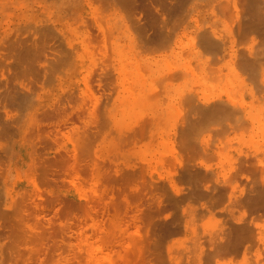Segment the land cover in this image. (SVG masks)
<instances>
[{
    "label": "rangeland",
    "instance_id": "obj_1",
    "mask_svg": "<svg viewBox=\"0 0 264 264\" xmlns=\"http://www.w3.org/2000/svg\"><path fill=\"white\" fill-rule=\"evenodd\" d=\"M107 1L0 0V264H264V0Z\"/></svg>",
    "mask_w": 264,
    "mask_h": 264
},
{
    "label": "bare ground",
    "instance_id": "obj_2",
    "mask_svg": "<svg viewBox=\"0 0 264 264\" xmlns=\"http://www.w3.org/2000/svg\"><path fill=\"white\" fill-rule=\"evenodd\" d=\"M108 1H109V0H108ZM108 1H107V2H108ZM113 1H114V3H115V2H118L119 5H120V2H119V1H117V0H116V1L113 0ZM121 1H123V0H121ZM232 1H233V0H232ZM240 1H241V0H240ZM244 1H245V0H244ZM247 1H248V0H247ZM256 1H257V0H256ZM107 2H106V3H107ZM110 2H111V0H110ZM123 2H124V1H123ZM125 2H126V0H125ZM249 2H250V1H249ZM7 3H8V2H7ZM108 3H109V2H108ZM108 3H107V4H108ZM111 3H112V2H111ZM114 3H112V4H114ZM118 3H116V4H118ZM225 3H226V2H225ZM225 3H224L223 5H225ZM229 3H233V2L230 1ZM254 3H255V2H254ZM121 4H122V3H121ZM250 4H251V3H250ZM250 4H249V5H250ZM257 4H258V1H257ZM257 4H255V5L258 6ZM260 4H261V3H260ZM260 4H259V5H260ZM123 5H124V4H123ZM226 5H228V4H226ZM226 5H225V6H226ZM230 5H231V4H230ZM232 5H233V4H232ZM234 5H235V4H234ZM242 5H243V4H242ZM247 5H248V4H247ZM225 6H224V7L222 6V7L225 8ZM147 7H148V6H147ZM222 7H221V8H222ZM234 7H235V6H234ZM252 7H253V6H252ZM134 8H135V7H134ZM142 8H143V7H142ZM221 8H220V9H221ZM227 8H228V7H227ZM230 8H232V6H231ZM260 8H261V7H260ZM260 8H259V9H260ZM253 9H254V8H253ZM261 9H262V8H261ZM224 10H226V8H225ZM224 10H223V11H224ZM233 10H234V9H233ZM257 11H258V10H257ZM252 12H253V11H252ZM258 12H259V11H258ZM248 13H249V12H248ZM252 15H257V12H256V14L253 13ZM260 15H261V14H260ZM254 18H255V16H254ZM250 19H252V18H250ZM246 21H247V20H246ZM248 21H249V22H253L254 19L251 20V21H250V20H248ZM248 21H247V22H248ZM263 21H264V20H263ZM253 23H255V22H253ZM258 23H259V22H258ZM255 25H256V23H255ZM255 25H253V26L255 27ZM257 25H258V24H257ZM259 25H260V24H259ZM263 25H264V23H263ZM250 27H252V25H251ZM208 31H209V30H208ZM204 33H205V32H204ZM208 33H209V32H208ZM208 33H205V34L209 35ZM200 35H201V34H200ZM207 35H206V36H207ZM210 35H211V33H210ZM210 35H209V36H210ZM203 36H204V34H203ZM200 38H202V37H200ZM204 38L207 39V37H204ZM214 39H216V38H214ZM211 40H212V38H211ZM211 40H209V41H211ZM200 41H202V39H201ZM232 41H233V40H232ZM202 42H203V41H202ZM211 42H212V41H211ZM215 42H216V41H215ZM217 42H220V41L217 40ZM207 43H208V42H207ZM213 43H214V42H213ZM234 43H235V42H234ZM203 44H204V43H203ZM208 44H209V43H208ZM210 44H211V43H210ZM217 44H219V43H217ZM212 45H213V44H212ZM220 45H221V44H220ZM220 45H219V46H220ZM204 46H205V48H206V45H204ZM213 47H214V45H213ZM207 49H208V48H207ZM258 50H259V49H258ZM218 52H219V51H218ZM246 52H247V51H246ZM241 56H242V55H241ZM242 59H243V58H242ZM240 63H241V62H240ZM187 64H188V63H187ZM211 64H212V63H211ZM254 64H255V63H254ZM239 65H240V64H239ZM243 69H244V68H243ZM246 69H248V68H246ZM240 71H241V70H240ZM103 74H104V73H103ZM105 75H106V74H105ZM186 75H187V74H186ZM196 76H198V75H196ZM222 77H223V76H222ZM196 78H197V77H196ZM227 78H228V77H227ZM98 79H100V78H98ZM98 79H97V80H98ZM201 80H202V79H201ZM218 80H219V79H218ZM100 81H101V80H100ZM101 82H102V81H101ZM195 82H196V81H195ZM219 83H220V82H219ZM6 84H7V83L5 82V85H6ZM19 84H21V83H19ZM258 84H259V83H258ZM22 85H23V84H22ZM100 85H103V84L101 83V84H99L98 86H100ZM208 85H209V84H208ZM6 86H7V85H6ZM252 86H253V85H252ZM4 87H5V86H4ZM7 87H8V86H7ZM10 87H11V86H10ZM259 87H260V86H259ZM13 88H15V87H13ZM26 88H27V87H26ZM211 88H212V87H211ZM224 88H225V87H224ZM260 88H261V87H260ZM28 89H29V87H28ZM212 89H213V88H212ZM14 90H15V89H14ZM22 90H23V89H22ZM228 93H229V92H228ZM236 95H237V94H236ZM239 95H240V94H239ZM99 96H100V95H99ZM102 96H105V95L103 94ZM97 97H98V96H97ZM187 97H188V96H187ZM101 98H102V97H101ZM194 98H195V97H194ZM96 100H97V99H96ZM99 100H100V98L98 99V101H99ZM188 100H189V99H188ZM98 101H97V102H98ZM224 102H225V101H224ZM186 103H188V101H186ZM245 103H246V102H245ZM94 104H95V103H94ZM94 104H93V105H94ZM97 104H98V103H97ZM97 104H95V105H97ZM190 104H191V103H190ZM225 104H227V103H225ZM95 105H94V106H95ZM218 105H219L218 108H220V107H221V106H220V102H219ZM227 105H229V104H227ZM227 105H226V106H227ZM223 106H225V105H223ZM92 107H93V106H92ZM229 107H231V106H229ZM181 108H182V107H181ZM187 108H188V107H187ZM210 108H211V107H210ZM223 108H224V107H223ZM231 108H232V107H231ZM231 108H228V109L231 110ZM197 109H199V108H197ZM237 109H238V108H237ZM237 109H234V111H233V110H232V111L235 112ZM85 110H86V109H85ZM94 110H95V108H94ZM191 110H192V109H191ZM230 110H229V111H230ZM58 111H59V110H58ZM91 111H92V109L90 110V112H91ZM214 111H215V110H214ZM181 112H182V111H181ZM62 113H63V112H62ZM91 113H93V112H91ZM197 113H198V112H197ZM199 113H200V112H199ZM235 113H236V112H235ZM207 114H208V113H207ZM52 115H53V114H52ZM78 115H79V114H78ZM93 115H95V114H91V115H90V114L88 113V117L91 118V121H92V117H90V116H93ZM200 115H201V114H200ZM237 116H238V114H237ZM46 117H49V116H46ZM52 117H53V116H52ZM52 117H51V119H52ZM67 117H68V114L61 115L60 117H57L58 119H57L56 121H54V122L51 121L50 123H47V124L45 123V124H46V126H47V125H48V126H49V125H53V127L56 128V129H55L56 132H58L60 129L57 130V128H59V126H60L61 124H62V125H63V124H64V125H65V124L67 125V121H69ZM78 117H79V116H78ZM93 117L96 118V116H93ZM205 117H206V116H205ZM69 118H70V117H69ZM89 118H88V120H89ZM95 118H93V119H95ZM47 119H48V118H47ZM51 119H50V120H51ZM53 119H54V118H53ZM193 119H194V118H193ZM83 120H84V119H83ZM235 120H236V119H235ZM259 120H260V119H259ZM89 121H90V120H89ZM85 122H87V121H85ZM75 123H76V122H75ZM81 123H83V121H81ZM91 123H93V122H90L89 124H91ZM95 123H96V121H95ZM240 123H241V122H240ZM70 124H73V123L71 122ZM41 125H42V124H41ZM64 125H63V126H64ZM66 125H65V126H66ZM86 125H87V124H86ZM193 125H194V124H193ZM200 125H201V124H200ZM251 125H252V124H251ZM72 126H73V125H72ZM74 126H75V124H74ZM74 126H73V127H74ZM84 126H85V125H84ZM87 126H88V125H87ZM95 126H97V125H95ZM187 126H188V125H187ZM232 126H233V125H232ZM49 127H50V126H49ZM70 127H71V126H70ZM73 127H72V129H73ZM77 127H78V126H77ZM77 127L74 128V129H75L74 131H76V129H78ZM81 127H82V126H81ZM184 127H185V126H184ZM79 128H80V127H79ZM84 128H85V127H84ZM189 128H190V127H189ZM189 128H187V129H189ZM232 128H233V127H232ZM70 129H71V128H70ZM90 129H91V127H90ZM92 129H93V128H92ZM53 130H54V129H53ZM226 130H227V129H226ZM89 131H91V130H89ZM93 131H94V130H93ZM183 131H185L184 128H183ZM56 132H55V133H56ZM69 132H70V130H69ZM85 132H86V131H85ZM91 132H92V131H91ZM64 133H65V134H64ZM64 133H62V135H63V134H64V135H67V134H68V133L66 134V132H64ZM77 133H78V131H77ZM190 133H191V132H189V134H190ZM47 134H48V133H47ZM50 134H52V133L50 132ZM57 134L60 135L61 133H57ZM82 134H83V133H82ZM182 134H183V133H182ZM186 134H187V133H186ZM92 135H93V132H92ZM223 135H224V134H223ZM250 135H251V134H250ZM47 136H49V135H47ZM50 136H51V139H50V140H54V139H55V137L53 138V135H50ZM50 136H49V137H50ZM56 136H57V135H56ZM67 136H68V135H67ZM86 136H88L87 133H86ZM251 136H252V135H251ZM259 136H260V135H259ZM64 137H65V136H64ZM182 137H184V136H182ZM223 150H224V149H223ZM75 151H76V150H74V152H75ZM74 152H73V155H76V154H74ZM75 153H77V152H75ZM77 156H78V155H77ZM77 156H74V158H73L74 161H73V159H72V161L74 162V164H76V163H75V162H76L75 160H77V159H76ZM78 158H79V157H78ZM65 159H66V157H65ZM65 159L63 158V161H64ZM67 159H70V155H69V157H68ZM57 160H58V159H57ZM78 160H79V159H78ZM59 161H60V160H59ZM59 161H57V162H59ZM61 161H62V160H61ZM61 161H60V163H62ZM72 161H71V162H72ZM77 162H78V161H77ZM60 163H59V164H60ZM69 163H70V162H69ZM78 163L81 164V161H79ZM74 164H73V163H72V164H71V163L69 164V165H71V167H70L71 169H75V168H76V167L74 168ZM76 165H77V164H76ZM78 166H79V169H80L81 165L78 164ZM85 166H86V165H85ZM81 168H85V167H81ZM75 170H76V169H75ZM76 172H77V171H76ZM203 173H204V172H203ZM205 173H206V172H205ZM200 174H201V173H200ZM194 175H195V174H194ZM194 175H193V176H194ZM197 175H198V174H197ZM203 176H205V175L203 174ZM203 176L201 175V177H203ZM190 177H192V176H190ZM198 177H199V176H198ZM197 179H198V178H197ZM204 179H206V177H204ZM204 179L202 178L203 183L205 182ZM200 180H201V179H200ZM226 180H228V179H226ZM202 181H201V182H202ZM195 182H196V181H195ZM195 182H194V184H195ZM203 183H202V184H203ZM192 185H193V184H192ZM198 186H199V183H198ZM263 190H264V189H263ZM263 190H262V192H263ZM204 193H205V192H204ZM205 194H206V193H205ZM259 194H260V193H259ZM259 194H258V196L261 197V195H259ZM262 196L264 197V195H262ZM263 197H262V198H263ZM256 198H257V197H256ZM263 199H264V198H263ZM212 201H213V200H212ZM13 205H14V201H13V200H10V199L7 200V199H6V200L0 205V207H1V208L3 209V211H4V212H2V210H1V212H0V216H1V215H4L5 217L10 216L11 213L14 212V211L17 209V207H18L17 205H15V210L13 211V209H12ZM6 223H7V221H6L5 223H3V222L0 223V231H3L5 228L8 227V226L6 225ZM25 224H27V223L25 222ZM227 235H228V234H227ZM3 236H4V237H7V236H8V232H7V231H3ZM243 237H244V239H242V240L239 239V238H237V237H235V239H233L232 241H227V242H225V243L222 245L221 248H222L224 251H226L227 254H228V253H238V251H239V250L241 249V247L243 246V242H244V241H247V239H248V240L251 239V237H252L251 231H250L249 229L246 230V231H245V234H244ZM226 238H227V236H226ZM226 238L224 237V239H226ZM227 239H228V238H227ZM217 241H218V240H217ZM219 241H220V240H219ZM219 241H218V242H219ZM151 242H152V241H151ZM214 242H215V241H214ZM137 245H138V244H137ZM152 245H153V244H152ZM7 246H8V245H7ZM216 246H218V245H216ZM12 247H13V246H12ZM71 247H72V246H70V248H71ZM151 247H152V246H151ZM204 247H205V246H204ZM7 248H9V246H8ZM7 248H6V250H5V249H3V250H4V251H7ZM10 248H11V246H10ZM133 248H134V247H133ZM143 248H144V247H143ZM198 248H199V247H198ZM214 248H215V247H214ZM214 248H212L211 251L216 252V251L213 250ZM11 249H12V248H11ZM11 249H9V250H10V254H8L9 252H7V254L10 255V256L13 255V254H11V253L14 252V251L12 252L13 249H12V250H11ZM82 249H83V248H82ZM134 249H135V248H134ZM134 249H133V250H134ZM149 249H150V248H149ZM153 249H154V248H153ZM9 250H8V251H9ZM84 250L88 251V249H86V248H84ZM84 250H83V251H84ZM142 250H143V249H142ZM192 250H193V249H192ZM203 250H206V249H203ZM28 251H30V250L28 249ZM139 251H140V249H139ZM145 251L147 252V251H149V250H144V252H145ZM200 251H202V250H200ZM75 252H77V251H75ZM78 252H79V250H78ZM144 252H143V253H144ZM146 252H145V253H146ZM159 252H160V251H159ZM190 252H191V251H190ZM197 252H198V251H197ZM207 252L209 253V251H206V254H207ZM31 253H32V252H28V254L32 255ZM86 253H87V252H86ZM149 253H150V251H149ZM153 253H154V252H153ZM204 253H205L204 251H203V253L201 252V255H202V254L204 255ZM1 254H2L3 259H4V256H5V255L3 254L2 248H0V261L2 260V256H1ZM133 254H134V253H133ZM136 254H137V253H136ZM206 254H205V255H206ZM139 255H140V256H139ZM139 255H138V256H139V257H138V260H139V258L142 259L141 256H144V254L141 255V252H140ZM145 255H146L147 257L144 256L142 260H145V259H146L147 264H148L149 260L151 261V259H152L153 257H151V254L149 255V254L146 253ZM156 255H157V254H156ZM158 255H159V254H158ZM161 255H162V254H161ZM32 256H33V255H32ZM32 256H31V257H32ZM128 256H130V253H129ZM149 256H150L151 258H150ZM209 256H210V255H209ZM209 256H208V257H209ZM29 257H30V256H29ZM31 257H30V258H31ZM131 257H132V256H131ZM135 257H136V256H135ZM135 257H132V258L135 260ZM163 257H164V255H163ZM193 257H194V256H193ZM210 257H211V256H210ZM148 258H150V259L148 260ZM6 259H7V258H6ZM118 259H119V258H118ZM121 259H122V258H121ZM121 259H120V260H121ZM133 259H132V260H133ZM136 259H137V258H136ZM189 259H192V258L189 257ZM208 259H209V258H208ZM41 260H42V259H41ZM122 260H125L124 257H123ZM128 260H129V259H128ZM134 260H133V262H134ZM138 260H136V262H137ZM142 260H140V261H142ZM152 260H153V259H152ZM155 260L158 261L157 259H155ZM194 260H195V259H194ZM201 260H202V259H201ZM125 261H126V260H125ZM146 261H143V263H142V262H141V263L144 264V262H146ZM188 261H190V260H188ZM191 261L193 262V260H191ZM191 261H190V262H191ZM202 261H203V260H202ZM209 261H210V260H209ZM118 262H120V261H118ZM133 262H132V263H133ZM138 262H139V261H138ZM170 262H172V260H171ZM178 262H179V261H178ZM210 262H211V261H210ZM210 262H209V263H210ZM212 262H213V261H212ZM141 263H140V264H141ZM68 264H69V263H68ZM119 264H120V263H119ZM122 264H123V263H122ZM151 264H152V263H151ZM153 264H154V263H153ZM191 264H192V263H191ZM193 264H194V262H193Z\"/></svg>",
    "mask_w": 264,
    "mask_h": 264
}]
</instances>
